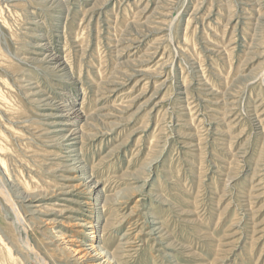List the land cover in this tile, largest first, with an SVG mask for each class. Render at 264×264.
<instances>
[{
  "label": "rangeland",
  "instance_id": "rangeland-1",
  "mask_svg": "<svg viewBox=\"0 0 264 264\" xmlns=\"http://www.w3.org/2000/svg\"><path fill=\"white\" fill-rule=\"evenodd\" d=\"M1 15L20 68L0 71L2 89L33 125L0 109L13 151L1 183L27 222L10 231L0 196L14 263L40 264L25 242L48 264L100 263H75L53 238L82 244L93 216L111 224L96 243L119 264H264V0H0ZM83 101L78 122L58 125L71 119L58 107Z\"/></svg>",
  "mask_w": 264,
  "mask_h": 264
},
{
  "label": "bare ground",
  "instance_id": "bare-ground-1",
  "mask_svg": "<svg viewBox=\"0 0 264 264\" xmlns=\"http://www.w3.org/2000/svg\"><path fill=\"white\" fill-rule=\"evenodd\" d=\"M80 3V2H79ZM197 3V2H196ZM102 4V3H101ZM6 5V4H5ZM260 5V4H259ZM137 6V5H136ZM82 7V6H81ZM167 8V7H166ZM80 10V9H79ZM138 10V9H137ZM16 14H18V13H16L15 12V15ZM136 14V13H135ZM135 14H134V17H135ZM96 15V14H95ZM14 16V15H13ZM16 16H18V15H16ZM20 16V15H19ZM137 16V15H136ZM15 18V17H14ZM13 18V19H14ZM20 17H18L17 19H19ZM129 18V17H128ZM134 19V18H133ZM17 21H21L20 19L19 20H17ZM140 21V20H139ZM18 23V22H17ZM8 24V22H7V20L5 19V17L3 16V15H1L0 16V25L1 26H5V25H7ZM19 24V23H18ZM221 25V24H220ZM209 27V26H208ZM247 27V26H246ZM83 28V27H82ZM14 31V30H13ZM13 31H11V34H12V36L14 37L15 36V33L13 32ZM225 35V34H224ZM138 43H140V41L138 42V40H136V41H133L132 42V44H133V47L135 46V45H137ZM130 47H131V45H130ZM134 49H136V50H138L139 49V47H135ZM218 51V50H217ZM250 51V50H249ZM152 53V52H151ZM243 54V53H242ZM52 56V58H53V60H55V61H59V59H60V57L59 56H57V53H55V52H53V54L51 55ZM161 56V55H160ZM212 57V56H211ZM11 58H9V56H7V54L3 51V49H2V47H1V43H0V71L2 72L4 69H8V70H10V71H12L13 73H17L18 71H19V67H18V65L17 64H14V63H12L11 61ZM141 60V59H140ZM56 64V63H55ZM230 70V69H229ZM9 71V72H10ZM19 79V78H18ZM121 82V81H120ZM5 83H6V85H7V82H5L2 78H0V109H2V110H4V111H6V112H8L9 113V115H10V119L9 120H13V121H10V122H14L15 121V123L16 124H22V125H24L22 128H28L29 129V127H32L33 125L32 124H28V123H30L28 120V114L26 113V109H25V105H21V103L19 104L18 103V101L16 100L15 101V99L14 98H16L15 96H17L16 94H12V90L10 91L9 90V88H10V86L9 87H7L8 89H2V86L3 85H5ZM5 87V86H4ZM116 87H114V88H112V89H108V90H106V92H111V93H113L116 89H115ZM12 89V88H11ZM216 89V88H215ZM219 91V90H218ZM112 95V94H111ZM85 98V97H84ZM127 98V97H126ZM19 99V98H18ZM105 100V99H104ZM19 101H21V100H19ZM15 102H17V103H15ZM84 102L85 101H83V105L81 106V109H75L74 107H72V106H70V105H64L63 107H58L56 110H58V114L56 115V117H58V118H61V117H64V118H66V117H69V118H71V119H68V120H59V121H61L60 123H58V125H62V126H71L72 125V122H78V120L83 116L82 114L84 113L83 112V107H84ZM114 103V102H113ZM259 103V102H258ZM17 104V105H16ZM191 106V105H190ZM89 109V108H88ZM56 114V113H55ZM86 114V113H85ZM85 116V115H84ZM24 117H26V118H24ZM160 117V116H159ZM63 119V118H62ZM72 121V122H71ZM14 123V124H15ZM5 124V123H4ZM8 124H10V123H8ZM4 127V126H3ZM10 129H12L13 131L15 130L16 131V133L18 132V130L14 127V126H8ZM8 127H6L5 128V130L6 129H8ZM16 127H18L17 125H16ZM21 128V129H22ZM1 129V128H0ZM70 129V128H69ZM68 129V130H69ZM12 130H10V131H12ZM61 130H63V131H65V128L63 127V128H61ZM73 130V129H72ZM14 131V132H15ZM20 131V130H19ZM35 131V130H34ZM78 131V130H77ZM80 131H82V130H80ZM2 132V131H1ZM70 132H72V131H70ZM13 133V132H12ZM22 133V132H21ZM20 133V134H21ZM264 133V132H263ZM8 134V133H7ZM19 134V133H18ZM67 134H69V133H67ZM72 135H74V133H72ZM18 137V136H17ZM58 137V136H57ZM60 138H62L63 140H65V142L66 141H71V140H78L79 139V137H76V138H71V137H68V135H62ZM82 138V137H81ZM13 139V138H12ZM56 139V138H55ZM61 139V140H62ZM11 140V139H10ZM81 140V139H80ZM8 137H6L5 136V134H0V196H2L4 199H2V200H4L5 201V204H6V206L7 207H9V210H11L12 211V213H13V215H14V223H11L12 224V226H13V228L12 227H10L9 225V227H8V229L10 230V231H14V229L17 231V230H20L19 229V226H22V225H26V219H24L23 217H22V215H21V212H20V206L18 207V205L14 202V200L12 199V197L10 196V194L7 192V190H5L3 187H2V183H1V180H2V175L4 174V176L6 175V177L8 176V178H10L11 179V177L9 176L10 174H9V169H7V163H9V161H10V159H11V154L13 153V151H11L12 149V147H10L9 145H8ZM74 141H71V142H68V143H70V144H68V146L69 147H75L76 146V144H79L78 142H74ZM60 142V141H59ZM64 142V141H63ZM81 143V142H80ZM13 145H14V143H12ZM24 145V144H23ZM9 146V147H8ZM19 146V145H18ZM80 146V145H79ZM26 147V146H25ZM17 148H19V147H17ZM16 149V147L14 148V150ZM42 149V148H41ZM15 151H17V150H15ZM14 151V152H15ZM38 151V150H37ZM42 151V150H41ZM40 151V152H41ZM44 152V151H43ZM71 152V151H70ZM33 154L35 153V155H36V153H38V152H36V151H34V152H32ZM45 153H49V152H45ZM50 153H52V152H50ZM56 153V152H55ZM15 154V153H14ZM13 154V155H14ZM38 154H40V153H38ZM43 153L41 152V155H42ZM58 153H56V155H57ZM17 155V154H16ZM32 155V154H31ZM45 155H47V154H45ZM59 155V154H58ZM73 155V154H72ZM79 156V155H78ZM18 157V156H17ZM35 158V157H34ZM16 159V158H15ZM74 159V158H73ZM13 160V159H12ZM11 160V161H12ZM10 161V162H11ZM43 161V160H42ZM46 161H48V160H46ZM13 163V162H12ZM12 163H11V165H12ZM42 163V162H41ZM47 163V162H46ZM49 167L51 168V166L49 165ZM8 168H9V166H8ZM11 168V167H10ZM49 168V169H50ZM54 168V167H53ZM71 168V167H70ZM229 168V167H228ZM12 174V173H11ZM31 176V175H30ZM9 179V180H10ZM17 179H18V176H17ZM22 179H23V177H22ZM29 179V178H28ZM31 180V179H30ZM29 180V181H30ZM32 180H34L35 181V178H33ZM8 181V180H7ZM18 181V180H17ZM23 181V180H22ZM27 181V180H26ZM25 182V181H24ZM33 182V181H32ZM9 183V182H8ZM16 183V182H15ZM14 183V184H15ZM30 183V182H29ZM34 183V182H33ZM32 183V184H33ZM37 183V182H36ZM49 183V182H48ZM86 183V182H85ZM11 184V183H10ZM13 184V183H12ZM26 184V183H25ZM31 184V185H32ZM39 184V183H38ZM87 184V183H86ZM83 185H84V183H83ZM18 186H19V188H24L23 189V193H28V192H30L31 190H33L34 189V191H35V189H37L38 188V186H36V188H34L33 187V189L32 188H30V186L28 187H25V186H23V184L21 183V180L20 181H18ZM33 186V185H32ZM35 186V185H34ZM40 186V185H39ZM8 187V186H7ZM42 187V185L40 186V188ZM56 187V186H55ZM62 187V186H61ZM85 187H86V185H85ZM89 187H90V185H89ZM94 187V186H93ZM18 188V189H19ZM39 188V189H40ZM38 189V190H39ZM43 190V189H42ZM68 190V189H67ZM89 190V189H88ZM87 191V190H86ZM17 192H18V190H17ZM38 192V191H37ZM89 192H90V195L93 197V198H91L90 199V201H88V202H85V203H83V204H87V205H89V207L90 208H93V212H94V210H95V206H98L97 205V203H98V192H96V190L94 191V190H89ZM91 192H94V193H91ZM43 193V192H42ZM35 194V193H34ZM45 195H46V193H45ZM51 195V194H50ZM53 195V194H52ZM51 195V196H52ZM56 195V194H55ZM13 196V195H12ZM33 196L34 195H32V197L31 198H33ZM38 196H39V194H38ZM1 197V198H2ZM30 196L29 195H27V197H25L26 199H28ZM28 200H30V199H28ZM94 202V203H93ZM77 204V203H76ZM101 204V203H100ZM28 206V205H27ZM30 207H32V206H30ZM37 208H38V210H40L42 207L41 206H36ZM72 207V206H71ZM45 208V207H44ZM69 208V207H68ZM70 209V208H69ZM44 210V209H43ZM42 211V210H41ZM88 211V210H87ZM11 213V214H12ZM32 214H33V212H32ZM68 218H70V217H68ZM32 219V218H31ZM95 219V217H90V219L89 220H84V223L82 224V225H80L81 227H89V228H91V230L90 231H88V232H86V234H87V236H89L88 238H86L85 239V241L82 243V244H80L79 245V243L78 244H75L74 245V243L73 242H76L75 240H73V238L72 237H70V239H69V237H68V235L66 234V233H64L63 231H58V232H56V234H55V236L53 237L55 240L57 239V240H60V241H63V243L64 244H68V245H71L70 246V248H67V246H64V247H62V251H64V250H68V252H69V255H71V256H73L74 257V262L75 263H83V262H85V261H89V259L91 260L92 259V257H94V258H96L98 261H100V263H95V264H119V262H118V260L117 259H115V256L112 254V255H109L107 252H106V248L104 247V246H102V245H98V243H96V240L97 239H101L106 233H107V231L110 229V227H111V224L109 223V222H106V224H105V226L102 228V229H100L99 228V226L96 224V221L94 220ZM62 223V222H61ZM76 223V222H75ZM48 224V223H47ZM74 224V223H73ZM70 225V224H69ZM64 226V225H63ZM56 227V226H55ZM107 229V230H106ZM81 230V229H80ZM50 231V230H49ZM52 232V231H51ZM73 232V231H72ZM99 233H101V234H99ZM264 231H260V234H261V236H260V240H261V238L264 236ZM14 236V235H13ZM44 236H45V234H44ZM52 236H53V234H52ZM102 236V237H101ZM244 236V235H243ZM258 240V239H257ZM80 241V240H79ZM82 241V240H81ZM43 242V241H42ZM50 243V242H49ZM59 243H61V242H59ZM2 244V243H1ZM25 244L27 245V247H28V251H32V253H33V255L35 256V258L39 261V263L40 264H48V262L47 261H45L44 260V258H42V256H41V254H40V252L38 251V249L37 248H35V247H33L32 246V244H30L29 242H25ZM47 244V243H46ZM4 245V244H3ZM25 245V246H26ZM59 245V244H58ZM57 246V245H56ZM60 246H61V244H60ZM4 249H5V247H4ZM3 248H2V246L0 247V264H16V263H14V260H13V258H12V256L8 253V252H6L5 250H4ZM56 250H58V249H56ZM9 251V250H8ZM263 251V250H262ZM114 256V257H113ZM15 257H17V256H15ZM22 262V261H21ZM20 262V263H21ZM19 264V263H18ZM88 264V263H87Z\"/></svg>",
  "mask_w": 264,
  "mask_h": 264
}]
</instances>
